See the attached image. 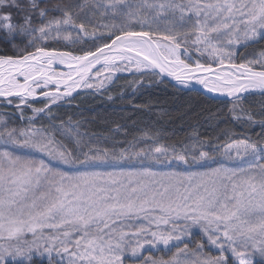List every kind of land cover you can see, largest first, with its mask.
Returning a JSON list of instances; mask_svg holds the SVG:
<instances>
[{"label": "snow or ice", "instance_id": "6c2138e0", "mask_svg": "<svg viewBox=\"0 0 264 264\" xmlns=\"http://www.w3.org/2000/svg\"><path fill=\"white\" fill-rule=\"evenodd\" d=\"M120 73L183 137L60 111ZM45 262L264 264V0H0V264Z\"/></svg>", "mask_w": 264, "mask_h": 264}, {"label": "trees", "instance_id": "16d2710c", "mask_svg": "<svg viewBox=\"0 0 264 264\" xmlns=\"http://www.w3.org/2000/svg\"><path fill=\"white\" fill-rule=\"evenodd\" d=\"M133 77L129 73H120L114 77L113 82L107 85L106 89H101L100 92L94 90L80 91L76 95V99L71 106H66L61 109V112L81 113L90 123L85 124L82 132H88L89 135L96 133L97 135H109V129L114 128V122L123 124L130 133H135L137 129L143 128L146 125L164 126L169 130L176 132V139L183 137L184 132L181 131V124L174 119L181 104V97L173 93L172 89L163 90V85L155 86L151 89H144L141 92L132 94V88L129 87V81ZM123 95V99L121 96ZM109 96L112 99H109ZM159 99L160 106L171 114L169 116L160 117L155 113H149L146 110H134L128 101L132 100L134 104H145L149 100L156 101ZM259 96L254 98V101L259 106ZM123 116L125 119L121 120ZM131 118H128V117ZM135 121V123H133ZM186 127V126H185ZM206 127V126H205ZM203 131V128L201 129ZM118 139H123V132L116 134ZM46 264V262H45Z\"/></svg>", "mask_w": 264, "mask_h": 264}, {"label": "rangeland", "instance_id": "374dc122", "mask_svg": "<svg viewBox=\"0 0 264 264\" xmlns=\"http://www.w3.org/2000/svg\"><path fill=\"white\" fill-rule=\"evenodd\" d=\"M83 90H87V89H83ZM83 90H81V91H83ZM79 92H80V91H79ZM163 170L167 171V170H169V169H163Z\"/></svg>", "mask_w": 264, "mask_h": 264}, {"label": "water", "instance_id": "95a60500", "mask_svg": "<svg viewBox=\"0 0 264 264\" xmlns=\"http://www.w3.org/2000/svg\"><path fill=\"white\" fill-rule=\"evenodd\" d=\"M81 90H83V89H81ZM81 90H78V91H81ZM74 95H76V94H74Z\"/></svg>", "mask_w": 264, "mask_h": 264}]
</instances>
